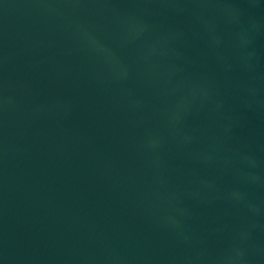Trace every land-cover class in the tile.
<instances>
[{"label":"water","instance_id":"1","mask_svg":"<svg viewBox=\"0 0 264 264\" xmlns=\"http://www.w3.org/2000/svg\"><path fill=\"white\" fill-rule=\"evenodd\" d=\"M0 264H264V0H0Z\"/></svg>","mask_w":264,"mask_h":264}]
</instances>
